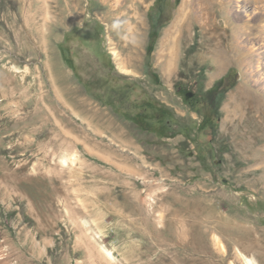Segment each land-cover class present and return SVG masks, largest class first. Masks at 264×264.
Listing matches in <instances>:
<instances>
[{"label": "rangeland", "instance_id": "1", "mask_svg": "<svg viewBox=\"0 0 264 264\" xmlns=\"http://www.w3.org/2000/svg\"><path fill=\"white\" fill-rule=\"evenodd\" d=\"M144 1L136 18L113 1L0 0V264H242L221 252L231 226L240 237L256 231L260 245H241L264 264V170L243 159L224 124L244 82L263 86L254 81L264 79V31L253 32L252 54L228 47L216 74L192 0L190 32L165 72L157 51L184 0ZM260 1L248 19L218 18L225 39L232 26L264 20ZM104 66L125 89L106 104L86 87ZM150 100L173 117L166 132L133 121ZM188 206L197 234L218 226L221 244L197 237L188 251L174 215ZM160 215L176 220L173 234Z\"/></svg>", "mask_w": 264, "mask_h": 264}, {"label": "bare ground", "instance_id": "2", "mask_svg": "<svg viewBox=\"0 0 264 264\" xmlns=\"http://www.w3.org/2000/svg\"><path fill=\"white\" fill-rule=\"evenodd\" d=\"M103 1H113V6L117 7L128 6L134 12L133 17L136 18L138 15V10L137 8H135L134 4L140 1L145 5L144 0ZM226 1L227 4H234L236 6L235 11H232L229 8L228 10H225ZM262 3L264 4V0L262 1ZM251 4L259 5L261 4V1L200 0V12L195 11L193 13V20H201L200 22L202 33L206 38H208V58L213 61L216 74L219 73V71L225 66V55L227 53L226 49L228 47H232L233 51L241 55L242 57L247 54L249 55L254 53L255 47L252 44L251 46H249V41H251L253 32H258L259 34L261 30L264 31V20L259 21V24L256 26V28L249 26L247 21H245L244 25L242 26H232L231 33L227 36L226 39L225 22L222 21V24H219L218 22V18L220 16L225 17L226 12V14L236 13L242 18L248 19L249 17H251L252 13L256 14L257 11L250 8ZM191 10L192 0H184L180 8L178 17L176 18L172 27L165 32L160 42L156 58L163 65V70L165 72L170 71V67L174 64L175 61L174 51L178 46L183 45L185 36L190 32L192 23V19L190 17L192 13ZM217 24L219 28H224L223 32L220 31V29L217 27ZM134 38L136 39L135 36ZM245 63L247 65L246 68H248L247 72L252 73V71L249 70L250 66H248V62L245 61ZM257 68L260 69V66H257ZM248 82H244V84L238 88L237 93L231 96L229 105L226 107L227 116L225 118L224 124L227 130L231 129V131H234L233 137L237 142V145L240 146L239 150L242 153L243 159L247 163H253V169L264 170V79L260 78L254 81L256 85L260 83L263 84L261 89H258V91L252 90L248 85ZM174 215L177 217L183 216L184 218L185 230L187 233V243L185 245L187 246L189 252L192 253L195 250L194 241L197 239V237H199L200 240L209 243L211 238L214 236V240L218 244L222 243L219 236L222 235L223 232L218 226L206 227L202 229L201 233L197 234L195 212L189 206L187 208L177 210L176 214ZM175 222V219L167 220L163 215H160L159 217L160 226L164 228L166 232H171V234L174 233L173 230L175 229ZM235 228L236 227L231 226L227 230H225L229 241V246H224L221 250V252H223L225 261L228 258H231L233 260L240 261L242 264H254L255 260L254 258L250 257V250L245 247V245H241V242L246 239V241L250 243L248 244V246L252 245L254 247H257V245H260L258 244L259 240L256 239V231L253 229L246 230V238L237 235L238 231ZM233 249L235 250L234 254L232 253ZM92 256L95 259L97 258L98 260L107 261V257L105 255L103 256L101 252L92 251ZM188 264H192V260H190Z\"/></svg>", "mask_w": 264, "mask_h": 264}, {"label": "flooded vegetation", "instance_id": "3", "mask_svg": "<svg viewBox=\"0 0 264 264\" xmlns=\"http://www.w3.org/2000/svg\"><path fill=\"white\" fill-rule=\"evenodd\" d=\"M98 60L99 63L101 64L102 57L101 58L99 57ZM101 69H100V73H96V75L95 74L92 75L91 78L89 77L90 80L86 83V87L89 90L91 89L92 91L94 90L95 95L97 96L99 101L106 104L108 99V94L114 91L112 95H117L119 93H123L125 89L122 88L121 90H119L118 89L119 86L112 79V74H113L112 67L104 66ZM127 90H133V89H127ZM188 95L187 98H192V97H188ZM111 106L114 107V104ZM121 106H122V102H121ZM165 113H166L165 106H163L157 100H150V102L145 105V108L143 110H139L138 113L135 114V118L133 121L139 127L142 128L145 126L149 128L157 127L156 133L161 134L160 130L166 132L164 128L165 119L169 118L170 120H173L172 116L166 117Z\"/></svg>", "mask_w": 264, "mask_h": 264}, {"label": "trees", "instance_id": "4", "mask_svg": "<svg viewBox=\"0 0 264 264\" xmlns=\"http://www.w3.org/2000/svg\"><path fill=\"white\" fill-rule=\"evenodd\" d=\"M153 46H154V40L151 39V43H150L148 50H147L148 56H150L152 54Z\"/></svg>", "mask_w": 264, "mask_h": 264}, {"label": "water", "instance_id": "5", "mask_svg": "<svg viewBox=\"0 0 264 264\" xmlns=\"http://www.w3.org/2000/svg\"><path fill=\"white\" fill-rule=\"evenodd\" d=\"M188 97H192V95L189 94Z\"/></svg>", "mask_w": 264, "mask_h": 264}]
</instances>
